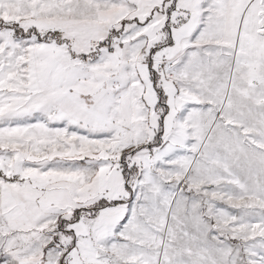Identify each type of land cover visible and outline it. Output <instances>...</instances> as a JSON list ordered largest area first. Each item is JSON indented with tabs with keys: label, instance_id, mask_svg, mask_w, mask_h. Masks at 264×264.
<instances>
[{
	"label": "snow or ice",
	"instance_id": "6c2138e0",
	"mask_svg": "<svg viewBox=\"0 0 264 264\" xmlns=\"http://www.w3.org/2000/svg\"><path fill=\"white\" fill-rule=\"evenodd\" d=\"M0 264H264V0H0Z\"/></svg>",
	"mask_w": 264,
	"mask_h": 264
}]
</instances>
